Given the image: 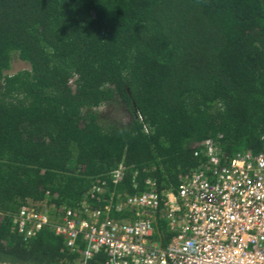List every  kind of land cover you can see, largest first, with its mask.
Wrapping results in <instances>:
<instances>
[{
    "label": "trees",
    "instance_id": "1",
    "mask_svg": "<svg viewBox=\"0 0 264 264\" xmlns=\"http://www.w3.org/2000/svg\"><path fill=\"white\" fill-rule=\"evenodd\" d=\"M116 100L128 122L106 124ZM209 139L264 150V0H0V264H105L50 228L25 239L20 208L104 210L148 179L177 193ZM155 231L173 236L162 211Z\"/></svg>",
    "mask_w": 264,
    "mask_h": 264
},
{
    "label": "built area",
    "instance_id": "2",
    "mask_svg": "<svg viewBox=\"0 0 264 264\" xmlns=\"http://www.w3.org/2000/svg\"><path fill=\"white\" fill-rule=\"evenodd\" d=\"M201 146L195 156L206 163L183 178L177 193H159L148 179V191L124 202L110 200L104 210L83 202L61 208L54 218L29 203L16 216L18 232L29 239L50 228L71 252L81 242L83 263L104 251L105 264H264V150L230 157L213 139ZM121 175L113 173L115 183ZM113 208H130L133 220L111 218ZM160 211L173 233L166 246L155 239Z\"/></svg>",
    "mask_w": 264,
    "mask_h": 264
},
{
    "label": "rangeland",
    "instance_id": "3",
    "mask_svg": "<svg viewBox=\"0 0 264 264\" xmlns=\"http://www.w3.org/2000/svg\"><path fill=\"white\" fill-rule=\"evenodd\" d=\"M29 68L28 65L18 59H14L8 74H14L20 70ZM102 121L106 124L127 123V112L120 100L106 103L97 109Z\"/></svg>",
    "mask_w": 264,
    "mask_h": 264
}]
</instances>
